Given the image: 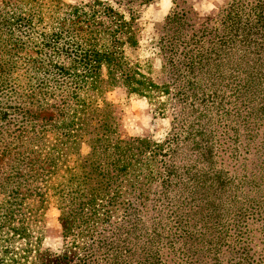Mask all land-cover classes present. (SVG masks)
Returning a JSON list of instances; mask_svg holds the SVG:
<instances>
[{
  "label": "trees",
  "instance_id": "1",
  "mask_svg": "<svg viewBox=\"0 0 264 264\" xmlns=\"http://www.w3.org/2000/svg\"><path fill=\"white\" fill-rule=\"evenodd\" d=\"M136 1L152 2L127 0L125 11L99 0L75 7L24 0L26 9L2 1L0 38L7 44L16 31L20 47L34 44V21L42 24L39 9L50 5L35 42L40 49L19 62H30V84L50 88L55 101L49 115L30 108L16 91L11 57L1 53L0 264H166L171 257L221 264V250L233 256L225 264L264 261V241L257 260L248 256L246 228L250 219L260 221L264 239V0H229L187 41L180 34L194 11L186 0H172L158 21L176 33L158 39L167 82L129 58ZM179 41L185 52L175 58ZM118 84L150 103L167 97L155 103L158 115L173 107L168 96L185 105L172 112L164 141L121 136L117 106L103 97ZM219 120L233 125V136L241 128L247 145L259 137L252 145L258 165L249 174L218 162L230 140L220 144ZM185 153L207 167L185 164ZM52 206L62 225L58 254L41 251L42 216Z\"/></svg>",
  "mask_w": 264,
  "mask_h": 264
},
{
  "label": "rangeland",
  "instance_id": "2",
  "mask_svg": "<svg viewBox=\"0 0 264 264\" xmlns=\"http://www.w3.org/2000/svg\"><path fill=\"white\" fill-rule=\"evenodd\" d=\"M0 0V11L3 7V3ZM9 1L10 4L19 5L22 9H26L24 0H6ZM64 6H79L81 4H86L92 2V0H60ZM99 1H105L107 2L111 7L114 9H121L125 10L128 8V6L124 3L127 0H121V4L118 5L115 3L114 0H99ZM229 0H222L217 5L211 7L208 6L209 10L207 9H199L196 8L197 2H202L203 5L208 4V0H186V3L190 5L194 11V17L190 19L189 26H184L183 30L181 31V38L180 40L187 41L191 35L194 33L197 36H201L203 34V26L205 25V21L208 17L213 16L216 11L224 6L226 2ZM139 1H136L135 3H131L133 8L135 10H138L139 12V18L136 19V21L133 23L132 28L135 32V39H136V47L134 49H130L128 52L129 58L133 61H138L140 65L145 69L146 72H150L153 76L157 77L159 82H167L168 76L167 73H161L160 68L162 61H164V54L162 53L160 44L158 42V39L161 35L167 34H176L173 33L172 25H164L163 22H158L161 20V18L156 19V17L152 16L155 12H162L166 11L165 15H167L170 11H172V0H170L169 7L166 9L167 3H161L162 1L158 0H152L149 6L144 5H137ZM46 3V1H44ZM158 3V4H157ZM49 4V2H48ZM140 4V2H139ZM155 4V5H153ZM150 8V9H149ZM180 9V7H178ZM186 8V7H185ZM177 9V10H179ZM64 11H67V8H63ZM40 16L43 17V23L40 24L38 20L34 21V30H33V39L34 44L31 42H25L23 47L18 46L17 43H20L17 39V33L14 32L16 38H11L9 35V41L7 44H4L6 42L3 37L0 38V55L5 50L8 52L9 57H11L13 61V65H9L10 68H12L13 73L11 74V77L15 78L17 81V87L14 88L16 91H18V94L21 95L23 98V101L25 103L32 102V104L29 106L32 109H39L43 110L41 112V115H49L47 114V111L51 110V107L48 106V104L55 101L53 97H50L47 91H52L50 88L42 89L35 87V85L30 84V77L31 72L28 71V66H30V62H25V64L21 65L19 62V57L22 56L24 58V61L31 60L35 57V52L40 49L38 45L35 44L37 40L39 41V33L43 31V28L45 26V23L47 22L48 13L50 12V5L45 6L42 5V7L39 9ZM124 11V12H125ZM127 14V12H126ZM62 14L60 15L61 18ZM56 20V19H53ZM167 28L170 29V31H167ZM166 29V30H165ZM165 31V32H164ZM23 35V34H22ZM13 36V35H12ZM210 36H205L204 41L209 40ZM25 41V38H24ZM181 41L177 42L176 47L174 48V52L177 53L175 58H179L178 56L184 55V48ZM16 53L17 55H15ZM169 53H167L168 56ZM27 55V56H26ZM166 56V57H167ZM4 57V55H3ZM8 57V56H7ZM7 72L9 74L10 69L6 67ZM23 68V69H22ZM26 69V71H25ZM1 74V73H0ZM103 74H105V70H103ZM56 92V91H54ZM24 95V96H23ZM32 95V96H31ZM103 97L106 101L109 103H112L113 105L117 106L116 110L114 112V115L116 116V119H118L119 122V131L121 133L122 137H139V138H148L152 141H164L166 139V136L168 132L171 129V120H172V112L173 114L178 112L179 110L184 109V104L176 103L175 100L172 98L168 99L170 102L173 103V107L171 109H168L164 114L158 115L156 112H154L155 103L162 100H167V97L162 96L160 98H157L153 100V102H149L147 98L142 96H137L134 94H129L126 88L120 84L112 87L110 90L103 93ZM100 101V100H99ZM102 105V104H101ZM205 108L208 110H211L213 107H210V105L206 104ZM228 121V120H227ZM225 120H219L220 127L217 128L218 131H223L224 135L221 138L220 144L222 145V142H225V139L227 137H230V140L226 142V144H223V150L220 152V157L218 162H222V167H225L230 170V172H236L241 173L244 171L245 173H250V170L253 166L258 165V160H256L254 149L252 148L253 144H257L259 137L255 139L250 145L246 143L244 135L241 133V128L238 130V132H235L236 135L233 136L234 130L232 128L233 125L229 124ZM214 122H217L214 120ZM232 129V130H231ZM260 136V135H259ZM235 137L237 138V141L234 142ZM224 139V140H223ZM181 145V143H180ZM219 144H217L218 146ZM79 150V153L82 155L86 152V147L84 144H80V146L77 147ZM73 155L76 156L77 153L75 150H73ZM185 160V164L191 165L193 163H198L199 167L201 169H205V167L199 162V160H196V154L194 156H190L189 153H185V155L182 156ZM169 158V157H168ZM160 159V157L158 158ZM177 161L179 163H184L181 160V157H177ZM1 162V161H0ZM220 164V163H218ZM2 181V176L0 175V182ZM59 212L55 207H50L49 210L45 213L44 216H42V221L44 224V235L43 240L41 244V251L42 252H52V253H60L63 247V234H62V225L59 221ZM261 223L260 221L255 220H249L247 228L248 238L250 241V250L248 251V256L253 257V259L257 260L259 258L260 250L262 249V241L263 234L261 232ZM233 255V252H230ZM233 256H230L229 252L225 250H221V257L219 258V262L221 264H225L229 258ZM104 262L101 261L99 264H103ZM72 264V263H69ZM166 264H179V261L175 259L174 257L169 259V262ZM183 264V263H182ZM204 264V262H202ZM264 264V261L262 262Z\"/></svg>",
  "mask_w": 264,
  "mask_h": 264
},
{
  "label": "crops",
  "instance_id": "3",
  "mask_svg": "<svg viewBox=\"0 0 264 264\" xmlns=\"http://www.w3.org/2000/svg\"><path fill=\"white\" fill-rule=\"evenodd\" d=\"M159 1H162L161 3H164V4L167 3L166 9L169 7L170 0H158V3H159ZM221 1L222 0H208V4L207 5H203L202 2H197L195 5H196V8H199V9H203L202 6H204V9L206 8L207 11H208L209 10L208 6L213 7V6L217 5L218 3H220ZM153 5H155V4H153ZM153 12L154 13H152L153 14L152 16L156 17V19H159V18L163 17V15L165 14L166 11L164 10L162 12H155V11H153Z\"/></svg>",
  "mask_w": 264,
  "mask_h": 264
}]
</instances>
